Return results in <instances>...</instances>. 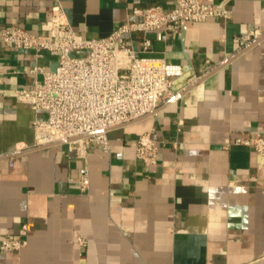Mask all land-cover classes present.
I'll return each instance as SVG.
<instances>
[{"label": "crops", "instance_id": "0c3cea01", "mask_svg": "<svg viewBox=\"0 0 264 264\" xmlns=\"http://www.w3.org/2000/svg\"><path fill=\"white\" fill-rule=\"evenodd\" d=\"M175 1L0 0V27L47 35L59 3L76 34L101 38L139 21L134 7ZM212 1L230 16L148 33L153 54L181 74L153 114L108 131L109 152L88 145L86 192L69 180L81 161L65 144L0 160V240L27 224L20 251L0 249V264H264V156L228 144L264 138V39L180 94L244 47L235 36L264 32V0ZM141 36L128 43L139 49ZM56 58L0 43V155L33 147L32 122L44 114L14 91L33 86V65L51 70ZM145 131L158 144L155 166L135 156Z\"/></svg>", "mask_w": 264, "mask_h": 264}, {"label": "built area", "instance_id": "2783aa9c", "mask_svg": "<svg viewBox=\"0 0 264 264\" xmlns=\"http://www.w3.org/2000/svg\"><path fill=\"white\" fill-rule=\"evenodd\" d=\"M132 14L141 19L125 20L101 38L76 34L59 3L51 8L47 35L13 24L0 27L1 44L33 50L36 57L44 52L57 56L51 70L33 65V86L16 89L14 97L44 114L32 122L33 146L63 141L69 150L75 151L81 165L69 180L77 183L81 192L89 187L88 145L95 144L109 152L108 131L154 112L171 94L174 78L181 74L179 65L153 54L148 33L156 29L178 33L187 23L203 22L210 17L228 18L230 10L212 0H176L172 9L149 5L134 7ZM136 32L142 33L139 49L127 40ZM260 34L251 30L233 40L242 47ZM228 144L250 146L264 156V138L258 134L237 135ZM135 156L146 166L156 165L158 144L152 131L137 137ZM26 230L24 223L19 234L1 239L0 249L20 251Z\"/></svg>", "mask_w": 264, "mask_h": 264}, {"label": "water", "instance_id": "95a60500", "mask_svg": "<svg viewBox=\"0 0 264 264\" xmlns=\"http://www.w3.org/2000/svg\"><path fill=\"white\" fill-rule=\"evenodd\" d=\"M263 39H264V32L261 35H259L256 39H254L253 41H251L249 44L245 45L243 48H241L240 50H238L234 55L228 57L227 59H225L224 61H222L219 65H217L216 67H214L210 71H207L205 74H203L201 77H199L194 83H192L191 85H189L188 87H186L180 94H182L188 88L192 87L194 84L201 82L207 76L211 75L212 73H214L215 71H217L218 69H220L221 67H223L224 65H226L227 63H229L230 61H232L235 57H237L241 53L245 52L247 49L251 48L252 46H254L255 44H257L258 42H260ZM154 112H152L150 114H147L145 116H142V117H140L138 119H135L133 121H130V122H128L126 124H123V125H127V124H130V123L137 122V121H139L141 119H144V118L148 117L149 115L153 114ZM60 143H63V141H58V142H55V143H50V144L41 145V146H33V147H30V148L25 149V150H22V151H14V152H11V153H7V154H4V155H0V160L1 159L8 158V157H11V156H14V155H18L20 153H24V152H27V151H31V150H34V149H39V148H42V147L50 146V145H53V144H60Z\"/></svg>", "mask_w": 264, "mask_h": 264}]
</instances>
